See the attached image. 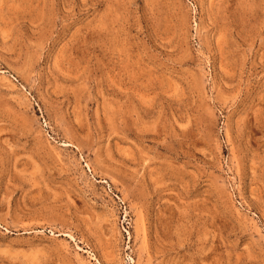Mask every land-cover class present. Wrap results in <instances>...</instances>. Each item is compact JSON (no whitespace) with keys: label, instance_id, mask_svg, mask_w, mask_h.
<instances>
[{"label":"rangeland","instance_id":"1","mask_svg":"<svg viewBox=\"0 0 264 264\" xmlns=\"http://www.w3.org/2000/svg\"><path fill=\"white\" fill-rule=\"evenodd\" d=\"M0 264H264V0H0Z\"/></svg>","mask_w":264,"mask_h":264}]
</instances>
